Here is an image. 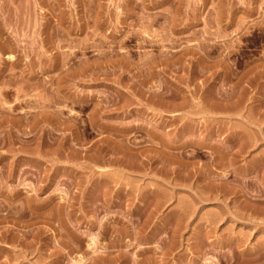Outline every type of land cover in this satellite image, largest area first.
<instances>
[{"label": "rangeland", "instance_id": "obj_1", "mask_svg": "<svg viewBox=\"0 0 264 264\" xmlns=\"http://www.w3.org/2000/svg\"><path fill=\"white\" fill-rule=\"evenodd\" d=\"M0 264H264V0H0Z\"/></svg>", "mask_w": 264, "mask_h": 264}]
</instances>
